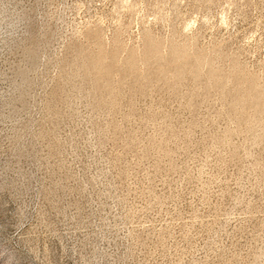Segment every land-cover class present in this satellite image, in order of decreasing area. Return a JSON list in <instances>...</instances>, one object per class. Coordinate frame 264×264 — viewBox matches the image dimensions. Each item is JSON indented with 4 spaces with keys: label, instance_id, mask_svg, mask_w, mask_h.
Listing matches in <instances>:
<instances>
[{
    "label": "rangeland",
    "instance_id": "rangeland-1",
    "mask_svg": "<svg viewBox=\"0 0 264 264\" xmlns=\"http://www.w3.org/2000/svg\"><path fill=\"white\" fill-rule=\"evenodd\" d=\"M0 264H264V0H0Z\"/></svg>",
    "mask_w": 264,
    "mask_h": 264
}]
</instances>
